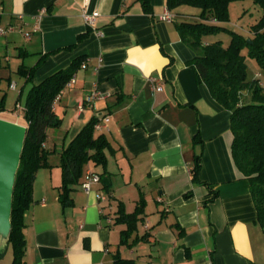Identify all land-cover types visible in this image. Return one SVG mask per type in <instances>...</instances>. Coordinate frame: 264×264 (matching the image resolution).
I'll return each instance as SVG.
<instances>
[{"label":"crops","instance_id":"obj_1","mask_svg":"<svg viewBox=\"0 0 264 264\" xmlns=\"http://www.w3.org/2000/svg\"><path fill=\"white\" fill-rule=\"evenodd\" d=\"M149 4L146 11L141 0H0L1 25L30 30L43 10L30 38L18 29L0 35L1 75L11 68L20 75V65L32 66L44 54L32 81L18 90L16 107L24 86L83 57L74 82L54 103L59 125L49 126V135L46 129L50 166L36 171L24 214V264H115L116 255L134 264H264V228L231 154L230 113L197 80L188 63L196 52L177 28L197 10L169 9L166 0ZM166 8L173 20L159 19ZM84 11L98 12L93 25ZM94 92L99 95L87 101ZM9 115L23 120L16 108ZM103 115L110 117L107 127L94 134L108 142L106 164L86 163L62 205L59 163L49 156L59 158L90 119ZM195 155L198 181L191 174ZM88 168L104 173L85 192L80 183ZM119 203L126 214L142 204L126 243L127 225L116 221Z\"/></svg>","mask_w":264,"mask_h":264},{"label":"trees","instance_id":"obj_2","mask_svg":"<svg viewBox=\"0 0 264 264\" xmlns=\"http://www.w3.org/2000/svg\"><path fill=\"white\" fill-rule=\"evenodd\" d=\"M146 11L150 10L149 0H141ZM235 1L243 0H166L169 9L180 6L196 8L194 18L181 20L177 28L181 38L191 46L196 55L188 61L193 67L197 80L204 83L211 96L230 113L232 132L231 154L233 161L244 178L249 181V189L256 208L257 221L264 228V86L259 78L248 76L246 56L254 58L264 71V0H251L262 10L261 16L250 24L246 36L227 27L229 6ZM230 34L227 43L220 39H206L219 31ZM85 35V34H84ZM84 35H80V40ZM247 38L250 41H247ZM42 54L37 62L29 67L20 65L18 73L25 82L32 81L33 71L43 61ZM83 61L82 56L72 60L66 68H61L32 84L27 92L23 110L26 126L23 150L15 174L12 194L11 233L8 246H12L11 264H24L25 249L24 214L32 202V185L38 169L50 166V150L44 148L46 129L57 127L60 120L53 110V100L65 87V84ZM6 110L5 95L0 97V113ZM98 117L90 119L83 128L60 151L59 167L61 184L60 201L67 204L70 191L79 183L84 165L92 161L95 165L106 164L104 148L108 142L102 133L94 134V123ZM200 155H195L191 167L192 180L198 181ZM103 173H98L100 180ZM142 204L130 213H124L122 204L118 205L117 222H125L127 228L121 232L122 242L134 226L136 215ZM183 231L179 230V234ZM146 236L137 237L135 241L145 240ZM3 254L0 255V258ZM115 264H134L131 259L116 255Z\"/></svg>","mask_w":264,"mask_h":264},{"label":"rangeland","instance_id":"obj_3","mask_svg":"<svg viewBox=\"0 0 264 264\" xmlns=\"http://www.w3.org/2000/svg\"><path fill=\"white\" fill-rule=\"evenodd\" d=\"M186 8L191 11L196 10L194 7L186 6ZM262 10L258 5H255L252 3L251 0H243V1H235L230 4L229 6V21L226 23L227 27L236 30L244 35H248L249 31L248 28L250 24L257 21V19L261 16ZM206 39L209 40H215L220 39L223 43H227L230 39V34L226 30L219 31L216 34L208 35ZM1 59V58H0ZM246 63L248 67V76L253 78H259L261 85L264 86V71L260 68L259 64L254 58H251L249 56H246ZM3 69V66H0V71ZM259 73V76H256L255 73ZM9 76V78H8ZM9 79V80H8ZM0 87L2 88V92H7V97L5 99V106L6 110L2 112L0 115L3 118L17 121L19 122V117H12L9 115L11 110H14L16 108V111L18 113H23L24 110V104H25V98H26V92L29 89V85L27 84L24 86L23 96L20 100L21 106H15V102L17 100V93L18 90L21 88V86L24 84V78L15 73L14 69L7 70V73L1 75L0 72ZM8 83H15L17 85V91H12L8 89ZM50 128V127H49ZM52 132L51 128L50 131H48V135ZM48 142L52 144V140L49 138ZM50 162L54 163L57 161L59 163L60 156L58 158V155L56 154H50L49 156ZM48 170V169H47ZM42 173H39L38 180L42 177ZM36 179V177H34ZM34 181V180H33ZM13 249L12 246H9L7 251L5 252L4 256L0 258L1 264H4V262L7 264H11L12 258H13Z\"/></svg>","mask_w":264,"mask_h":264},{"label":"water","instance_id":"obj_4","mask_svg":"<svg viewBox=\"0 0 264 264\" xmlns=\"http://www.w3.org/2000/svg\"><path fill=\"white\" fill-rule=\"evenodd\" d=\"M25 134L24 124L0 116V255L8 248L13 187Z\"/></svg>","mask_w":264,"mask_h":264},{"label":"built area","instance_id":"obj_5","mask_svg":"<svg viewBox=\"0 0 264 264\" xmlns=\"http://www.w3.org/2000/svg\"><path fill=\"white\" fill-rule=\"evenodd\" d=\"M42 13H43V10H41L38 14H36L34 16V19H35L34 21L35 22H34L32 28L30 30H25L23 27H16L14 25H1L0 24V35H5L9 31H12L14 29H18L19 31L22 32V34H23L24 37L30 38L31 37V34L33 32H35V31L38 30V25H37L36 21H38L40 15ZM0 14H1V7H0ZM97 15H98V12L97 11H91V12L84 11L83 14H82V17H83L84 21L87 24L93 25V23H94ZM174 16L175 15L172 13V11L169 10L168 8H166L159 15V19L170 21V20H173L174 19ZM84 66L85 65L82 64V67H84ZM255 75L256 76H259L260 74L259 73H255ZM74 78H75V76L72 75L71 78L69 79V81L66 82L65 87L71 86V84L74 82ZM150 79H151L152 82H155L154 90L160 91L162 89L161 83L156 82V79L155 78L150 77ZM10 87L14 88L15 87V84L14 83H11L10 84ZM60 92L54 98V100H53V106H54V103L59 98ZM98 95H99V92H94L91 95L87 96L86 99H87V101H90L93 98L97 97ZM109 120H110L109 115L100 116L97 119V121L94 123V127L93 128L95 130H99L100 131V130H102V129H104V128L107 127V124H108ZM99 181H100L99 174L96 171H93L92 169H89L88 168L84 172V175H83V178H82V181H81L80 185H81L82 190H84L85 192H89L91 190L92 185L98 183ZM97 198L100 199V200H105L106 199V196L103 195V194H98L97 195Z\"/></svg>","mask_w":264,"mask_h":264}]
</instances>
